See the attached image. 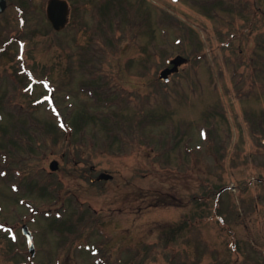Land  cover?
Segmentation results:
<instances>
[{
	"label": "rangeland",
	"instance_id": "obj_1",
	"mask_svg": "<svg viewBox=\"0 0 264 264\" xmlns=\"http://www.w3.org/2000/svg\"><path fill=\"white\" fill-rule=\"evenodd\" d=\"M68 2L0 15V264H264V0Z\"/></svg>",
	"mask_w": 264,
	"mask_h": 264
},
{
	"label": "water",
	"instance_id": "obj_2",
	"mask_svg": "<svg viewBox=\"0 0 264 264\" xmlns=\"http://www.w3.org/2000/svg\"><path fill=\"white\" fill-rule=\"evenodd\" d=\"M0 8L4 7V0H0ZM67 3L64 0H50L47 5V16L52 22L54 28L60 29L64 26L65 22L67 21ZM170 64H173L171 68H165L160 73V78L166 79L168 75L172 72L178 70V66L182 63L186 62V58L182 57L181 55H177L172 60L169 61ZM50 168L55 170L57 168V162L53 161L50 164ZM111 175L107 173H101L98 176V179L102 178H110ZM29 236V234H28ZM30 250L33 251V247L30 244Z\"/></svg>",
	"mask_w": 264,
	"mask_h": 264
},
{
	"label": "flooded vegetation",
	"instance_id": "obj_3",
	"mask_svg": "<svg viewBox=\"0 0 264 264\" xmlns=\"http://www.w3.org/2000/svg\"><path fill=\"white\" fill-rule=\"evenodd\" d=\"M20 60H24V54H23V52H21L18 56L16 55V58H15V62L17 61V62H19ZM15 70H16V72L17 73H26V71H24V70H29L28 68H26V67H22V66H19V65H15Z\"/></svg>",
	"mask_w": 264,
	"mask_h": 264
},
{
	"label": "trees",
	"instance_id": "obj_4",
	"mask_svg": "<svg viewBox=\"0 0 264 264\" xmlns=\"http://www.w3.org/2000/svg\"><path fill=\"white\" fill-rule=\"evenodd\" d=\"M114 123V122H113ZM112 123V124H113ZM117 124V123H116ZM123 134H125V135H123ZM118 135L120 136V137H122V138H124V139H126L127 138V135H126V133L124 132V131H122V133L121 132H118ZM127 143H129L128 141H127Z\"/></svg>",
	"mask_w": 264,
	"mask_h": 264
}]
</instances>
